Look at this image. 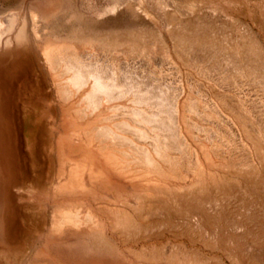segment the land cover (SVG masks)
<instances>
[{"label": "rangeland", "instance_id": "374dc122", "mask_svg": "<svg viewBox=\"0 0 264 264\" xmlns=\"http://www.w3.org/2000/svg\"><path fill=\"white\" fill-rule=\"evenodd\" d=\"M16 30L38 63L42 46L63 48L110 64L129 84L181 94L203 164L186 170L192 157L178 150L181 164L158 183L114 174L111 193L80 201L96 213L93 228L53 233L52 154L32 200L17 207L0 264L18 250L11 264H264V0H0V37ZM38 65L45 84L19 134L49 149L61 114ZM22 81L14 107L37 95Z\"/></svg>", "mask_w": 264, "mask_h": 264}, {"label": "bare ground", "instance_id": "6f19581e", "mask_svg": "<svg viewBox=\"0 0 264 264\" xmlns=\"http://www.w3.org/2000/svg\"><path fill=\"white\" fill-rule=\"evenodd\" d=\"M32 17L35 21L37 15L32 13ZM32 34L35 40H41L36 25ZM40 55L42 62L38 63L27 49L21 31L13 38L9 35L5 41L0 37V248L3 251L8 248L13 218L19 215L17 207L25 209L21 202L32 200L38 182L50 169L52 154L56 164L50 187L54 200L60 203L53 212L50 227L53 233L56 226L58 233L87 225L93 228L98 223L96 213L82 202L95 198L97 190L111 193L114 174L123 183L150 186L181 164L175 155L178 150H185L192 157L191 161L188 158L185 161L186 170L203 164L200 153L188 143L181 94L170 95L162 89L153 92L147 86L129 84L110 64L85 60L63 48L55 50L44 45ZM38 64L48 73L46 80L54 88L61 114L62 131L49 149L40 140L30 143L28 136L19 134V118L33 110L35 98L45 84ZM20 79L37 95L32 94L14 107L13 83ZM122 100L130 104H121ZM18 253L19 250L6 261L15 263Z\"/></svg>", "mask_w": 264, "mask_h": 264}]
</instances>
